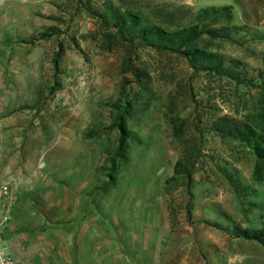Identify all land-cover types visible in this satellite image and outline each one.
Segmentation results:
<instances>
[{
  "label": "rangeland",
  "instance_id": "rangeland-1",
  "mask_svg": "<svg viewBox=\"0 0 264 264\" xmlns=\"http://www.w3.org/2000/svg\"><path fill=\"white\" fill-rule=\"evenodd\" d=\"M107 6L176 28L197 23L204 8L230 7L231 20L209 29L242 30L204 34L196 46L241 79H264V0H0V165L42 184L66 174L97 185L87 191L100 205L140 210L127 223L160 207L175 232L161 240L150 228L141 240L123 232L139 264H264V247L238 234L264 230V168L225 135L259 125L264 92L179 54L108 38L99 18ZM48 30L51 38L40 37ZM120 120L127 137L118 152ZM178 161L190 178L175 174Z\"/></svg>",
  "mask_w": 264,
  "mask_h": 264
},
{
  "label": "crops",
  "instance_id": "crops-1",
  "mask_svg": "<svg viewBox=\"0 0 264 264\" xmlns=\"http://www.w3.org/2000/svg\"><path fill=\"white\" fill-rule=\"evenodd\" d=\"M0 166V188L18 184L14 214L1 234V245L19 264H139L141 255L131 258L123 232L130 231L134 240L144 238L147 228L155 231L153 239L175 232L169 219L164 224L168 214L160 207L148 211L150 220L136 216L127 223L126 216L140 210H132L126 201L100 205L87 191L93 185L66 182V174L63 182L42 184L32 173ZM121 209L124 219L118 227L113 218Z\"/></svg>",
  "mask_w": 264,
  "mask_h": 264
},
{
  "label": "trees",
  "instance_id": "trees-1",
  "mask_svg": "<svg viewBox=\"0 0 264 264\" xmlns=\"http://www.w3.org/2000/svg\"><path fill=\"white\" fill-rule=\"evenodd\" d=\"M103 14L99 18L108 29V32L105 34L108 38L115 35L132 44L138 42L143 47H149L157 52L179 54L185 57L197 69L227 75L236 81L242 80L248 86H257L260 91L264 92V79L258 81V85H255L252 80L241 79L239 77L240 73L232 70L235 68L232 63L226 67L222 64L219 56L200 50L196 46L204 34L212 37L226 38L234 33L235 30H242V27L237 28L235 26L226 29H209V26L218 24L222 19L231 20L230 7L204 8L196 15L197 23L177 28L169 23L157 24L150 22L132 10L113 11V9L107 6ZM53 34V31L48 30L41 34L40 37L51 38ZM236 69L238 70L237 67ZM119 122L118 128L121 134L119 136L120 145L117 150L118 152L125 151L124 144L127 137V130L123 125V120ZM219 131L223 132L224 130L219 129ZM225 135L245 142L255 155L258 168H264V115L259 125L255 128L248 124H243L235 126L234 129L227 128ZM174 171L175 174H185L187 178H190V173L182 167L181 161L176 163ZM238 234L240 237L249 241H255L264 247V230L252 232L245 230Z\"/></svg>",
  "mask_w": 264,
  "mask_h": 264
},
{
  "label": "built area",
  "instance_id": "built-area-1",
  "mask_svg": "<svg viewBox=\"0 0 264 264\" xmlns=\"http://www.w3.org/2000/svg\"><path fill=\"white\" fill-rule=\"evenodd\" d=\"M16 202V196L10 186L0 188V264H19L1 245V234L10 223Z\"/></svg>",
  "mask_w": 264,
  "mask_h": 264
}]
</instances>
